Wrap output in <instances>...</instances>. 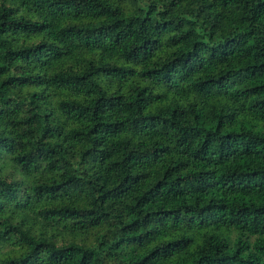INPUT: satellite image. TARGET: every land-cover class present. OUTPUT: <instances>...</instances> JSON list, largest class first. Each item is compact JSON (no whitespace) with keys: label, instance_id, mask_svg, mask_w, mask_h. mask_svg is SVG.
Returning <instances> with one entry per match:
<instances>
[{"label":"trees","instance_id":"1","mask_svg":"<svg viewBox=\"0 0 264 264\" xmlns=\"http://www.w3.org/2000/svg\"><path fill=\"white\" fill-rule=\"evenodd\" d=\"M0 264H264V0H0Z\"/></svg>","mask_w":264,"mask_h":264}]
</instances>
